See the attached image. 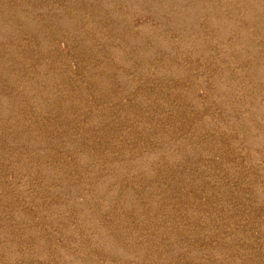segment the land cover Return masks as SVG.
Returning <instances> with one entry per match:
<instances>
[{"label": "rangeland", "instance_id": "1", "mask_svg": "<svg viewBox=\"0 0 264 264\" xmlns=\"http://www.w3.org/2000/svg\"><path fill=\"white\" fill-rule=\"evenodd\" d=\"M0 264H264V0H0Z\"/></svg>", "mask_w": 264, "mask_h": 264}]
</instances>
